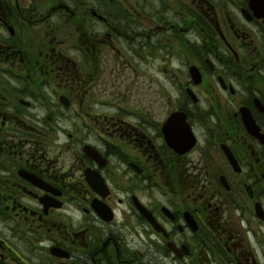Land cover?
Here are the masks:
<instances>
[{
	"label": "flooded vegetation",
	"instance_id": "flooded-vegetation-1",
	"mask_svg": "<svg viewBox=\"0 0 264 264\" xmlns=\"http://www.w3.org/2000/svg\"><path fill=\"white\" fill-rule=\"evenodd\" d=\"M0 264H264V0H0Z\"/></svg>",
	"mask_w": 264,
	"mask_h": 264
},
{
	"label": "water",
	"instance_id": "water-1",
	"mask_svg": "<svg viewBox=\"0 0 264 264\" xmlns=\"http://www.w3.org/2000/svg\"><path fill=\"white\" fill-rule=\"evenodd\" d=\"M192 75H195V74L192 73ZM171 125H173V124L171 123ZM182 131L183 130H180V131L179 130H174V131L165 130L164 132H165L166 139H167V141L171 147H173L177 150H178V148H180V150H182L180 152H185L190 148V146L193 145L194 141L192 139L190 143L188 142L189 136H190L188 129H184V132H183L185 140L183 142L180 141L179 135L182 136ZM187 142H188V144L186 145ZM177 145H182V146L185 145L187 147H177Z\"/></svg>",
	"mask_w": 264,
	"mask_h": 264
},
{
	"label": "rangeland",
	"instance_id": "rangeland-1",
	"mask_svg": "<svg viewBox=\"0 0 264 264\" xmlns=\"http://www.w3.org/2000/svg\"><path fill=\"white\" fill-rule=\"evenodd\" d=\"M61 124H64V120L63 119H60L58 120ZM58 135H61V134H58ZM58 144H60V142L58 141Z\"/></svg>",
	"mask_w": 264,
	"mask_h": 264
}]
</instances>
